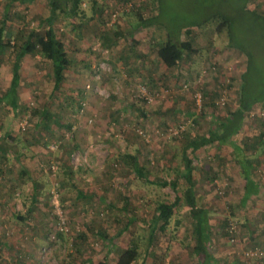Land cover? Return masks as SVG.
I'll list each match as a JSON object with an SVG mask.
<instances>
[{
	"label": "rangeland",
	"instance_id": "obj_1",
	"mask_svg": "<svg viewBox=\"0 0 264 264\" xmlns=\"http://www.w3.org/2000/svg\"><path fill=\"white\" fill-rule=\"evenodd\" d=\"M221 1L84 0L74 22L61 13L53 17L52 27L73 61L60 89L52 92L50 64L38 53L27 54L20 62L18 110L0 101V263L18 257L17 264L202 261L192 250L195 225L183 203L161 238L168 246L165 242L152 250L153 256L144 253L156 202L174 201L186 186L181 178L186 142L208 133L211 121L238 106L247 63L243 54L227 47L226 30L217 31L223 19L215 16L200 28L182 30L213 9L228 10ZM248 8L264 14V0H248ZM50 16L45 0H0V20L6 21L5 40L10 42L0 56V99L9 86L19 36L44 34ZM159 16L165 22L174 19L169 30L174 35L182 30L181 39L196 51L177 57L171 69L156 54L166 40L165 26L137 28ZM237 31L235 22L230 33L242 37ZM245 40L260 58L251 81L264 82V43ZM145 52L152 59L147 69ZM42 110L50 120L42 121ZM250 112L233 139L236 145L256 132L252 118H260L264 107ZM251 143L246 150L254 153V177L260 184L247 201L229 145L206 146L194 154L187 150L198 207L209 213L206 250L219 264H264V153L253 151ZM126 155L137 158L147 182L134 174ZM173 181L175 189L160 186ZM230 229L236 231V243H230ZM133 240L138 256L121 253ZM256 247L262 261L245 263L242 253Z\"/></svg>",
	"mask_w": 264,
	"mask_h": 264
},
{
	"label": "trees",
	"instance_id": "obj_2",
	"mask_svg": "<svg viewBox=\"0 0 264 264\" xmlns=\"http://www.w3.org/2000/svg\"><path fill=\"white\" fill-rule=\"evenodd\" d=\"M45 1L47 2L51 15V19L49 18L50 21L48 20L45 22L48 25L45 33L40 34L31 31V33L27 36L22 37L20 35L19 39L21 42L18 43L17 46L15 45V57L11 66V79L7 91L0 99L1 102H5V104L11 106L14 111L18 110L19 108L17 88L19 87L21 81L19 72L21 69L20 62L27 54L34 55L35 53H38L50 64V71L54 81L52 89L53 93L60 89L62 82L64 81L65 73L71 68L73 64V61L69 58L64 45L58 39V36L52 27V20L57 13H61L64 16L71 18V20L74 22V19L79 16V13H81V7L83 6L84 0ZM224 1L226 0L221 1L222 5L226 6L230 11H224L222 9L220 11L218 9H213L211 15L204 17L201 21L188 22L187 25H185V28L182 30L192 27L200 28L202 25L207 24L215 16L221 17L223 19L222 23L217 26V31L222 32L226 30L225 33L227 36V47L243 54L247 63L246 71L241 76L238 106L234 111L229 112L225 117L211 121L210 123L212 126L210 127L208 133L197 138L195 137L186 142L185 149L182 152L183 172L181 175V178L185 180L186 186L180 194H176L174 201L156 202L155 215L151 220V224L148 229L149 237L147 240V249L144 253L145 256L148 255L149 252L151 253L150 255L153 256L152 250L154 251L156 248L161 247V245L166 242L161 238L167 236V231L169 229L171 218L174 215V211L176 207L183 203L190 209L189 214L195 225V234L193 236L194 247L192 250L194 255L202 259L199 264H219L218 261L214 260L212 255L206 250L211 236V226L208 216L209 213L205 209L198 207V198L196 196L194 185V167L191 163V160L187 156V150H190V152L194 154L206 146L229 145L233 151L235 164L239 168L241 177L245 182L243 201H247L251 195L256 196L259 192L256 181L252 180L251 177V172L255 166V161H253L251 158L254 156V153H248L247 150L248 142H252L250 148L252 150L255 149L253 151L260 150V152L264 153V114H261L262 116L260 118H258V116L252 118L253 121L257 120V126L256 132H251V137L247 135L245 137V141H241V145H236L233 139L243 129L245 118H251L252 115L249 116V113L251 114L250 111L258 105L261 108L264 107V82L261 80L251 81L250 78L251 72L254 70L253 65L256 63L258 56L255 55L256 53L252 49L253 45L248 44V42L245 40L246 38L249 40L250 38H254L259 40L261 43H264V14L250 10L248 8V0H230L228 3H225ZM157 2L159 4V1ZM173 21L174 19L169 22H165L161 20V16H159L158 19H151L150 21H146L144 23L142 22L137 26L138 29H143L159 22L165 26L166 40L158 44L156 54L158 59L167 69H171L176 65L177 57H183L184 55L194 54L196 52L193 49L190 41H183L181 39L182 30L175 35L169 30V26L173 23ZM235 22L237 23V32H243V36L241 35L242 37L237 36V33L236 37H234L230 33V26H232V24ZM6 28V21L0 20V56L10 44L9 41L5 40ZM137 28H134V30ZM11 47L13 48V45ZM40 116L42 121H47L49 119L47 111L42 110ZM71 150L72 149L69 148V154ZM0 151L2 156H4V150L0 149ZM124 158L130 162L134 174L138 178L144 179L146 181L147 179L143 174V168L139 165L137 158L131 155H126ZM176 185L177 183L173 181L163 182L160 186H170L175 189ZM132 221L133 218H130L125 228L121 232L117 233L116 238H119L127 230L129 224H131ZM228 233H230V243H236V240H234L236 231L234 229H230ZM113 241L114 240H112V242ZM137 242L138 241L133 240L131 242L132 245L124 251L122 250L121 253L123 252V254H128V256L133 257L138 256ZM165 245V247H167L168 242H166ZM260 250L256 247V249H248L247 251H244L242 253L244 262H259L261 259H263V256H261L263 255V252Z\"/></svg>",
	"mask_w": 264,
	"mask_h": 264
},
{
	"label": "crops",
	"instance_id": "obj_3",
	"mask_svg": "<svg viewBox=\"0 0 264 264\" xmlns=\"http://www.w3.org/2000/svg\"><path fill=\"white\" fill-rule=\"evenodd\" d=\"M130 36H131V34H130ZM135 36H131V38H134ZM110 42V44H113V40L112 41H109ZM143 55H144V63L146 64V66H145V68L147 69L148 67H150V60H152V59H149V57H147V54H146V52L145 53H143ZM157 61H159L160 62V64H161V61L157 58ZM238 168V167H237ZM237 168H236V171L239 173V176H241V174H240V172L237 170ZM254 168H257L256 166H254ZM253 168V171L251 172V177H252V180H255V177H254V175H255V169ZM33 181V180H32ZM31 184H32V189H31V196H32V200L35 198V196H34V187H33V182H31ZM260 184V183H259ZM258 184V185H259ZM251 197H253L252 195H251ZM4 247V246H3ZM3 251H4V249H3ZM21 258L20 257H18V258H13V259H10V260H8V261H6L5 262V264H9V263H18L19 262V260H20Z\"/></svg>",
	"mask_w": 264,
	"mask_h": 264
},
{
	"label": "built area",
	"instance_id": "obj_4",
	"mask_svg": "<svg viewBox=\"0 0 264 264\" xmlns=\"http://www.w3.org/2000/svg\"><path fill=\"white\" fill-rule=\"evenodd\" d=\"M142 95H145L144 91L142 92ZM196 102L200 103L201 102V95H196ZM63 224V223H62ZM65 227L64 224L60 226L59 230L64 231Z\"/></svg>",
	"mask_w": 264,
	"mask_h": 264
}]
</instances>
